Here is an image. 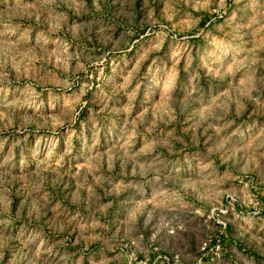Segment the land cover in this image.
I'll use <instances>...</instances> for the list:
<instances>
[{"label": "rangeland", "instance_id": "374dc122", "mask_svg": "<svg viewBox=\"0 0 264 264\" xmlns=\"http://www.w3.org/2000/svg\"><path fill=\"white\" fill-rule=\"evenodd\" d=\"M209 236L264 264V0H0V264Z\"/></svg>", "mask_w": 264, "mask_h": 264}, {"label": "built area", "instance_id": "2783aa9c", "mask_svg": "<svg viewBox=\"0 0 264 264\" xmlns=\"http://www.w3.org/2000/svg\"><path fill=\"white\" fill-rule=\"evenodd\" d=\"M222 240L220 236H209L200 245L199 255L194 264H213V261L218 260L222 254ZM210 255L211 262L204 263L203 260Z\"/></svg>", "mask_w": 264, "mask_h": 264}]
</instances>
